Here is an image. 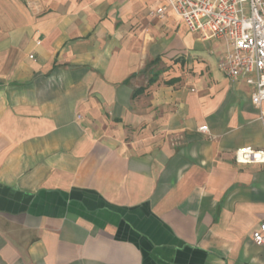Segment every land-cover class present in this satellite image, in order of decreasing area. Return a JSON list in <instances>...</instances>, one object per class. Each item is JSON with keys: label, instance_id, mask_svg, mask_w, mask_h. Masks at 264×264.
I'll return each mask as SVG.
<instances>
[{"label": "crops", "instance_id": "0c3cea01", "mask_svg": "<svg viewBox=\"0 0 264 264\" xmlns=\"http://www.w3.org/2000/svg\"><path fill=\"white\" fill-rule=\"evenodd\" d=\"M227 53L166 0H0V264H264Z\"/></svg>", "mask_w": 264, "mask_h": 264}, {"label": "built area", "instance_id": "2783aa9c", "mask_svg": "<svg viewBox=\"0 0 264 264\" xmlns=\"http://www.w3.org/2000/svg\"><path fill=\"white\" fill-rule=\"evenodd\" d=\"M189 30L203 39L227 42L228 53L219 60V70L233 81L244 80L253 88L252 102L264 103V0H166ZM164 8L154 15L162 17ZM207 133L208 126L200 128ZM241 163H264V150L241 148ZM253 242L264 247V221L253 232Z\"/></svg>", "mask_w": 264, "mask_h": 264}]
</instances>
